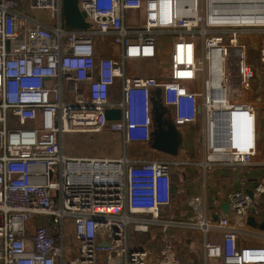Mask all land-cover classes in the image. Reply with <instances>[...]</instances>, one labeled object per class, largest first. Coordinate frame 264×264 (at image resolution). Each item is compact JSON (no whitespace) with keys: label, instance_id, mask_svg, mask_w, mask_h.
<instances>
[{"label":"built area","instance_id":"1","mask_svg":"<svg viewBox=\"0 0 264 264\" xmlns=\"http://www.w3.org/2000/svg\"><path fill=\"white\" fill-rule=\"evenodd\" d=\"M78 9L87 30L64 26L61 0H0V264H161L155 249L128 247L127 228L144 215L168 225L160 217L172 200V167L241 166L256 151L264 0H78ZM130 11L143 14L142 24L125 23ZM93 37L113 38L120 61L96 60ZM163 44L165 80L125 75L121 63L152 60ZM159 88L180 150L131 159L127 147L151 140L150 98ZM106 110L120 117L107 120ZM104 132L121 136V157L63 152L64 134ZM251 193L228 196L230 215L217 221L222 241L204 244L205 260L264 264L263 234L260 244L237 243L246 216L260 211L264 184ZM200 218L189 226L206 233Z\"/></svg>","mask_w":264,"mask_h":264},{"label":"crops","instance_id":"2","mask_svg":"<svg viewBox=\"0 0 264 264\" xmlns=\"http://www.w3.org/2000/svg\"><path fill=\"white\" fill-rule=\"evenodd\" d=\"M124 20L128 25L142 24L143 14L138 11H130L126 13ZM103 39H112L109 41L111 45L115 41L111 37ZM99 44L101 43L98 42L97 45ZM97 45L95 46L96 60L109 57L120 61L122 53L120 45L115 44L117 54H115V48L111 49L108 46L106 50L102 51L100 45L98 47ZM141 62L143 63V72L149 73L147 77L152 74L157 76L153 62L148 60ZM254 86L256 88L258 82H255ZM165 113L166 120L172 123L171 111L166 110ZM72 135H75L78 141L93 136L83 133ZM135 148L137 149L130 151L136 153L137 156H128L131 159L155 160L169 157L151 150L149 147ZM62 149L65 152L66 146H62ZM245 162V165L229 168L219 167L214 171L207 172L197 167H172V200L168 207L162 209L160 217L168 222V225H152L147 222L149 216H132L133 219H143V221L141 226L134 224L128 226V247L132 249L144 246L155 249L161 256V264H169L170 253L174 256L173 264L216 263V260H205L204 244L222 241L223 231L217 226V221L221 217L230 215L228 196L237 191L251 193L256 184L259 182L264 184V114L259 115L256 122V151ZM256 205L261 210L256 214L252 209L245 218L244 226L238 230L237 243L239 246L260 244L261 239L257 235H264V230L259 228V225L264 222V194ZM199 217L202 221L209 222L210 227L206 233L198 225L197 227L189 226L197 223L196 220ZM250 219L256 224V227L251 225Z\"/></svg>","mask_w":264,"mask_h":264},{"label":"rangeland","instance_id":"3","mask_svg":"<svg viewBox=\"0 0 264 264\" xmlns=\"http://www.w3.org/2000/svg\"><path fill=\"white\" fill-rule=\"evenodd\" d=\"M139 12V11H138ZM135 18V17H134ZM134 22H137L134 20ZM158 40L164 41L166 43H172L173 39L165 38L164 36L157 37ZM112 39H101L99 37H93L94 45L96 46L97 43H101L100 50H106L109 48H115V54L117 50V46L112 42L109 43ZM108 42V43H107ZM105 43V44H104ZM114 44V45H113ZM97 45V47L99 46ZM170 46L164 44L159 47L156 57L152 60H148L154 63L156 77H159L158 80H165L168 75V67H169V60L167 59L168 53L166 52V48ZM159 52H162L161 54ZM121 68L124 69L125 75L127 77H147L149 73L143 72V63L141 61H125L121 63ZM150 77H154L153 74ZM255 82H259L256 80ZM169 122V121H168ZM172 122V121H171ZM12 126V123H9V127ZM14 127H19L16 123L13 124ZM23 127H30L28 123H26ZM93 135L92 137L88 136L87 139H81L80 141L76 140L75 135L72 134H64L63 135V146H66V153L72 157H91V158H119L123 155V144L121 141V137L119 134H111L108 132L101 133L100 135L95 134H88ZM131 149L135 150V147H127L125 153L127 156H137L136 153H131ZM137 151V150H136ZM64 152V151H63ZM64 152V153H65ZM65 153V154H66ZM66 154V155H67ZM261 210V209H260ZM73 232V226L69 230V236ZM72 239V237H71ZM135 249V248H132ZM74 256L73 253L68 254V256Z\"/></svg>","mask_w":264,"mask_h":264},{"label":"water","instance_id":"4","mask_svg":"<svg viewBox=\"0 0 264 264\" xmlns=\"http://www.w3.org/2000/svg\"><path fill=\"white\" fill-rule=\"evenodd\" d=\"M61 3L63 22L67 29L87 30L90 28V24L85 21V13L78 9V0H61ZM161 95L162 89L159 88L154 90L150 98L152 132L148 147L169 157H175L181 147L180 135L173 124L165 118L166 109L161 102ZM105 117L107 120H117L120 117V111L106 110ZM248 194L252 196V193ZM249 222L256 227L251 219ZM259 228L264 230V222L259 225Z\"/></svg>","mask_w":264,"mask_h":264},{"label":"trees","instance_id":"5","mask_svg":"<svg viewBox=\"0 0 264 264\" xmlns=\"http://www.w3.org/2000/svg\"><path fill=\"white\" fill-rule=\"evenodd\" d=\"M40 223H41L43 226H46V227L49 228V223H48L46 220L41 219V220H40Z\"/></svg>","mask_w":264,"mask_h":264},{"label":"bare ground","instance_id":"6","mask_svg":"<svg viewBox=\"0 0 264 264\" xmlns=\"http://www.w3.org/2000/svg\"><path fill=\"white\" fill-rule=\"evenodd\" d=\"M169 50H170V48H169V47H167V48H166V52L168 53V52H169ZM100 168L102 169V166H101Z\"/></svg>","mask_w":264,"mask_h":264}]
</instances>
